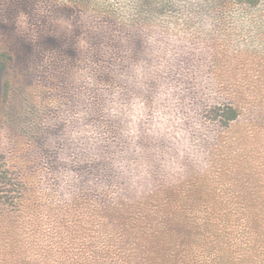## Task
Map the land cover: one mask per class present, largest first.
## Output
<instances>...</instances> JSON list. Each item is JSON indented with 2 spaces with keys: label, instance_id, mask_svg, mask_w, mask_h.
<instances>
[{
  "label": "clouds",
  "instance_id": "1",
  "mask_svg": "<svg viewBox=\"0 0 264 264\" xmlns=\"http://www.w3.org/2000/svg\"><path fill=\"white\" fill-rule=\"evenodd\" d=\"M24 15L18 36L37 45L52 35L76 53L70 60L37 46L24 69L39 117L29 130L33 162L53 207L84 194L93 207L134 204L203 172L211 140L204 114L223 95L210 43L223 41L236 56L264 54V4L248 0H34ZM131 99L145 109L136 137L123 111ZM13 143L0 129V147Z\"/></svg>",
  "mask_w": 264,
  "mask_h": 264
},
{
  "label": "trees",
  "instance_id": "2",
  "mask_svg": "<svg viewBox=\"0 0 264 264\" xmlns=\"http://www.w3.org/2000/svg\"><path fill=\"white\" fill-rule=\"evenodd\" d=\"M248 3L256 8L264 0ZM210 46L215 70L224 50H217V40ZM31 52V43L18 38L0 44V129L14 139L11 149L0 147V264H264V165L255 167V150H248L258 131L236 81L214 75L223 95L204 114L211 140L203 172L189 171L134 204L93 207L84 194L53 207L40 190L29 136L38 109L20 69ZM123 111L127 134L142 135L141 102L131 99ZM120 115L116 105L113 116Z\"/></svg>",
  "mask_w": 264,
  "mask_h": 264
},
{
  "label": "rangeland",
  "instance_id": "3",
  "mask_svg": "<svg viewBox=\"0 0 264 264\" xmlns=\"http://www.w3.org/2000/svg\"><path fill=\"white\" fill-rule=\"evenodd\" d=\"M74 1L85 2V0H70L72 3ZM33 7L34 0H0V44L5 41H13L15 38L31 43L27 38L17 35V28L27 29L28 26L24 14L31 15ZM10 30L13 31L12 35L4 34L5 32H10ZM50 36L52 35L45 34L40 36L37 45L31 43L32 52L31 56L27 58V63L34 56L38 55L36 50L37 46L40 49L60 50L62 54L70 60L75 59V51L71 47H63L62 41L57 45H53L52 43L49 44L48 39ZM33 38H35L34 35ZM217 44L219 45L217 50H224V53L220 55L221 58L217 63V69H212L213 74L232 78L239 84V89L245 93L247 99L250 100V107L254 110L256 129L258 132L252 142L254 144L253 148L248 150H255L252 151L256 163L255 167L261 168L262 170L264 165V54L236 56L229 52L223 41L217 40ZM25 68L26 67L20 69L23 75ZM24 78L27 80L26 91L33 94V89L31 87L32 81L26 76H24ZM19 88H21V86L15 83L14 89L16 94L19 93ZM54 88L55 86H53L52 94H54ZM33 96L36 108L38 109L36 96L34 94ZM236 130L237 125L234 131ZM176 135H180V132L179 134L176 132Z\"/></svg>",
  "mask_w": 264,
  "mask_h": 264
}]
</instances>
